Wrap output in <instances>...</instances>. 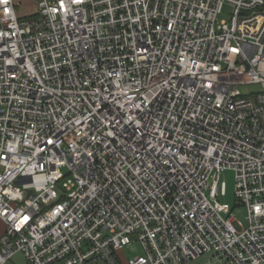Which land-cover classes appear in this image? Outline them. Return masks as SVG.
<instances>
[{
    "label": "built area",
    "instance_id": "built-area-1",
    "mask_svg": "<svg viewBox=\"0 0 264 264\" xmlns=\"http://www.w3.org/2000/svg\"><path fill=\"white\" fill-rule=\"evenodd\" d=\"M36 3L0 0V264H264V0Z\"/></svg>",
    "mask_w": 264,
    "mask_h": 264
},
{
    "label": "rangeland",
    "instance_id": "rangeland-1",
    "mask_svg": "<svg viewBox=\"0 0 264 264\" xmlns=\"http://www.w3.org/2000/svg\"><path fill=\"white\" fill-rule=\"evenodd\" d=\"M17 10L20 16L30 15L37 9L36 0H16ZM233 13V7L230 4H226L223 8L222 13L219 15V22L222 20L230 21ZM243 93L249 94L256 92L261 89V85L252 84L246 86H240ZM220 184L226 183V195H220L218 199L223 203H229L233 207V216L235 218V225L240 228L239 222L241 221L244 225H247V208L245 206H236L235 199V172L233 170H224L219 174ZM5 223L0 220V237L5 231ZM143 253L141 245L138 242H133L131 245L125 248L122 253L123 258L131 259L135 258ZM14 264H28L22 253H17L13 258ZM193 264H234L226 259L220 261L215 258L212 254L203 255L196 260H193Z\"/></svg>",
    "mask_w": 264,
    "mask_h": 264
}]
</instances>
